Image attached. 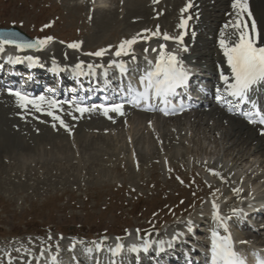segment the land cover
I'll list each match as a JSON object with an SVG mask.
<instances>
[{
    "label": "rangeland",
    "instance_id": "374dc122",
    "mask_svg": "<svg viewBox=\"0 0 264 264\" xmlns=\"http://www.w3.org/2000/svg\"><path fill=\"white\" fill-rule=\"evenodd\" d=\"M118 2H121L120 7H116ZM213 2L217 1L211 0L210 8L206 5L208 10L204 13V17L210 21ZM132 4L131 0H0V28L15 26L38 40L52 37L46 44V54L41 53L42 58L48 54L55 57L53 52L56 50L59 52L57 55H60V50L65 51L60 45L62 41L78 43L86 51H92L100 46L119 45L123 37L139 32L142 25L148 22L153 14H149L150 10L146 16L143 11L135 10L136 7L143 10V5L148 7V1L138 0ZM172 6V2L165 1L154 13L155 18L160 17L154 18L156 24L150 27L157 31L159 26L160 35L169 32L167 26L173 24L171 17L174 18L182 8L181 0H175L174 9L169 12ZM162 12L169 15L164 16ZM222 12L214 13L217 22L222 19ZM138 16L143 22L142 27L131 23ZM100 17L109 19L108 23L105 22L107 26H98ZM220 24L215 23V32ZM209 38V34L206 35L203 44L211 49L207 44ZM139 40L143 39L138 38L136 45ZM77 49L80 51V48ZM137 49H141V46ZM199 50L200 53L206 51ZM195 54L190 53L192 56ZM57 58L60 59L59 56ZM202 60L208 65L209 62ZM125 114L126 120H135V116L142 115L167 123L162 125L165 128L163 135L146 134L143 126L119 125L118 117L113 118L114 125L105 124L113 125L112 128H99V125H103L101 118L97 116L100 120L95 123L91 119L96 115L89 118L92 128L81 134L85 138L81 136L77 144L74 136H69L71 140L68 139V145L65 144L62 152L59 143L58 146L42 144L37 147L26 140L21 142L30 146L31 150L25 151L20 148L21 143H16L19 139L8 141L0 135V242L20 243L21 246L36 242L30 248L33 253H39L37 250L43 248H53L58 256L65 258L67 242L75 247L88 246L97 238L112 242L116 237L135 234L137 230L165 234L179 229L185 216L190 217L192 223L204 221L205 214L209 213L206 207L208 202L215 201L224 211L240 209L246 203L247 196L243 197L244 200L231 198L234 194L226 197L229 193L227 184L251 192L252 187L248 186L257 176L259 181L254 184L253 193L254 196L264 197V158L259 152H253L254 142L247 145L238 140L239 143H236L237 136L231 134L229 128L221 126L222 122H218L217 118L207 124V119L195 121V115L164 120L143 114L133 116L130 111ZM183 119L191 121L177 135L171 123L179 121L183 124ZM171 145L179 148V154L172 150L167 152ZM66 149L69 155L63 153ZM148 155L150 157L147 158ZM17 157H22L23 162L18 163ZM162 159L167 161L166 165ZM209 170L220 175H213ZM15 172L16 178L13 177ZM209 185L217 186L211 195ZM207 219H214L213 215L210 214ZM205 225L201 223L195 228L202 232ZM156 227L158 232L155 231ZM219 229L223 235L222 228ZM240 232L242 235L248 234L245 229ZM247 237L251 246L256 248L251 237ZM199 239L207 241L204 236ZM239 241L237 244L241 250L243 248ZM3 252L4 249H0V261L9 259L7 256L4 258ZM32 252L29 259L33 256Z\"/></svg>",
    "mask_w": 264,
    "mask_h": 264
},
{
    "label": "snow or ice",
    "instance_id": "6c2138e0",
    "mask_svg": "<svg viewBox=\"0 0 264 264\" xmlns=\"http://www.w3.org/2000/svg\"><path fill=\"white\" fill-rule=\"evenodd\" d=\"M158 2V0H157ZM192 6L191 2L181 11H187L188 8ZM233 9H238L236 15L237 19L234 25H231L234 28L232 35H235L237 39L234 42H227L224 37V33H221L222 38L219 40L220 48L223 51L224 56L227 59V64L231 69V82H229V77L221 73L220 79L226 85V90L229 96H231L239 104L251 103L252 108H256L255 102L251 101L250 93L252 90L260 84H264V46L258 45L259 33L257 32L256 22L252 20L251 26L249 28L248 23L241 22L243 14L247 13L248 18L251 19V12L248 9V0H232ZM188 19H191L189 17ZM187 24V20L181 19L180 28H184ZM48 25H45L47 27ZM230 25H225V28ZM150 30L145 29L143 32H149ZM184 32H181L178 37H170L167 33L163 34V40L168 41L170 39L176 40L179 43H182ZM160 35L159 26H157V31L152 32L151 36ZM15 33H7L3 38H0V51H3L4 44H16L14 39ZM139 39L147 40L149 37L144 36L143 33H138L136 36H133L131 39H126L120 42L114 55L120 57L121 55H128L131 52L132 45L136 44ZM52 37H46L44 39L36 40L33 43H24L23 45L17 44V47H28V48H42L45 46ZM70 48H79L78 43H71L68 45ZM187 50L186 48L184 49ZM148 51V49H145ZM152 51H157V49H152ZM106 52V49H100L91 55L97 57L103 56ZM31 60V58H29ZM135 59V57H133ZM18 58H17V61ZM151 64V62H149ZM115 66L123 74L126 72V67L122 63H110L109 67ZM82 64L78 63L75 65L74 71H77V74H84L82 72ZM88 74H93L95 68L103 67L102 65H91L88 66ZM188 81V72L183 68L182 61L172 52L166 51L165 44L159 45V55L156 57L154 65L151 69L146 72L145 75L140 78V85L143 88V91L137 92L132 100L129 103L133 105H139L141 102L151 103L156 101L158 104H163L166 107L160 109L164 111L165 114H168V107L172 104V101L169 99L172 97L178 88L186 86ZM11 95L17 97V100L20 104V107H26L31 104L36 111H42L41 104L47 103L50 109H55L59 104L64 102H58L51 98H46L44 96L29 98L21 92H11ZM217 99L220 100L221 97L217 96ZM69 106L72 107V103L68 102ZM98 108L102 109L105 116L110 112L123 114V104H111V105H100L93 106L88 108L79 103L75 104V110L81 113V115L88 111H93ZM182 107V106H181ZM175 109L173 108V111ZM47 115L51 116L54 120H59L62 127L67 128L64 124V121L60 119L59 116L55 115L53 111H48ZM246 117H250L252 113H244ZM255 117L257 119H249V123H259L264 125V114L259 111L255 112ZM55 127V125H54ZM261 134L264 135V128L261 129ZM171 171V169H169ZM213 175L219 176L220 174L214 170H209ZM179 180V177H177ZM223 179V178H221ZM183 183V181H181ZM211 187V185H209ZM183 203V201H181ZM218 205L215 201H212L213 209V218L217 221V227L222 228L225 233H229L227 220L230 217H223L219 214ZM233 215H238L241 210L232 209ZM193 231V224L191 221L187 222V232L191 233ZM139 234V230H137ZM184 233H176L172 236L171 240L168 241V245L171 246L172 243L182 237ZM210 262L209 264H247L246 259L242 257L234 248V241L231 234L221 235V233L215 229L211 231L210 235ZM165 241H158L159 245H163ZM240 243H247L246 241H240ZM99 249L100 245L96 246ZM123 245L117 244L115 249H110L113 255L117 254ZM150 244L147 241L144 244V251L147 252ZM132 251H137L135 247L131 249ZM20 251V249H16ZM88 251H91L89 249ZM38 259V258H37ZM55 257L52 258L53 264L55 262ZM11 261V257H9ZM255 264H264V258L257 257Z\"/></svg>",
    "mask_w": 264,
    "mask_h": 264
},
{
    "label": "bare ground",
    "instance_id": "6f19581e",
    "mask_svg": "<svg viewBox=\"0 0 264 264\" xmlns=\"http://www.w3.org/2000/svg\"><path fill=\"white\" fill-rule=\"evenodd\" d=\"M128 1H130V0H128ZM137 1L138 0H133V1L131 0V2L133 4L134 3L136 4ZM142 1H144V0H142ZM215 1H217V2H213L212 3V4H214V3L215 4L212 6V9H211L212 14H210V18H212L211 22H214V23L217 22V19H216L217 15H214V13H216L218 11L221 12L222 9H224V4L227 2V0H215ZM230 1L232 2V0H230ZM210 2H211V0H195L193 2L192 11H186L185 15H186V17L191 15L192 18L196 19L195 15H193V12H195L196 15L202 16V18L200 19L201 22H197L196 20H193L191 23L187 24L184 28H182V29H184L183 32H186V33L195 32L197 28H199L200 26L202 27L203 25L206 24V22H207L206 20L207 19L204 17V13H206ZM206 5H208V7ZM143 7H144L143 10H141V8L139 9V7H136L135 10L143 11L145 13V16H146L147 12L150 9H149V6L147 7V6L143 5ZM248 9L251 12V19L248 18L247 13H245V15L247 17V23L249 25V28L251 26L252 20H255L256 27H257V32L260 34L259 35V39H258V45L264 46V0H248ZM225 11L227 12L226 13L227 15L226 16L222 15L221 24L218 27V29L216 30L217 37H216L215 45H214L216 52L214 50L208 48L207 45H205L204 49L206 51H204L202 54L200 53L195 58V60L198 61V62L203 61L202 59H204L206 62H209L210 63L209 65H211V71L213 73H215L217 71V68H223V69L225 68L226 58L223 57L224 54H223V51H222V49L220 48V45H219V40L222 38L221 33L222 32L224 33V37L223 38H225L227 42H234L237 39V37L235 35H232V33L234 32V28L231 26V25H234L235 22H236V19H237L236 11L231 9V6L227 7V9H225L224 12ZM121 17H123V16H121ZM144 20L146 21L147 19H144ZM108 21H109V19H103V17H100L99 18V22L97 21L98 22V26L99 27L101 25L107 26V24H105V22L108 23ZM113 21H114V19H113ZM94 24H96V22ZM225 25H230V26L225 28ZM188 37H189V35H187V38ZM218 38H220V39L217 40ZM187 40H189V38L185 39L184 42H187ZM116 44H117V42H116ZM106 46H107L106 47V51H107L110 45H106ZM97 49L98 50L105 49V46H100ZM97 49L95 48L94 50H92V52L96 51ZM83 50H85V49H83ZM57 52L58 51L56 50L55 51L56 55L58 54ZM87 52H89V51L87 50ZM215 53L217 55L219 54L220 58L218 56V57H215V59H212V56ZM200 58H202V59H200ZM213 60H214V63H212ZM218 64H220V67H219ZM103 67H105V66H103ZM103 67H101V68H103ZM1 97H2V99L0 100V102H5V104H2V103H0V104L5 105V106L0 105V135L5 137L6 140H8V141L10 139L13 140V141L19 139V141L16 142V143H18L19 145L21 143V145H20L21 147L20 148H22V150H25V151H30L31 150L30 146L25 145V143L23 144V142L26 140L27 142L28 141L29 142L32 141V143H34V145L37 146V147L39 145H42V144H43V146L45 144L51 145V146H53V145L56 146L57 143H59L61 145L59 148H60V150L62 152L64 150L63 148H66V145H68L67 142H68V139H70L69 136L73 135L74 138L76 139L75 141L78 144L80 142L79 138H81V136H82L81 134L84 135L86 133L87 129L90 130V128H92V123H89V121H90L89 118L92 117V115H96L95 117L91 118V119H93L92 122H94V123L96 122V120H100L99 117L100 118L103 117V116L100 115V113H98L97 109L93 110V111L85 112V113H83L81 115V113H79L78 111L75 110L74 106L70 107L69 105H67L65 103L59 104L58 107L55 108V109H50L48 107L47 103H43V104L40 105L42 111L38 112V111L35 110V108L32 107L31 104L27 105V107L24 108V109L22 107H20V104L16 103L14 100H12V99H16L17 100V97L14 96V95H4V96H1ZM63 104H65V105H63ZM87 107L91 108V106H87ZM48 111H53L55 115L59 116L60 119H62L64 121V124L67 126V128L62 127L60 125V121L59 120H54L51 116L47 115L46 113ZM97 116H99V117H97ZM194 117L195 118H193V119L195 121L199 119L200 120L199 122L207 119L206 120L207 124L209 122L212 123V121L215 118H217L218 122H220V123L222 122L221 126H223V125L226 126V123H227V126H228L229 131L231 132V134H234L235 136H237L236 137L237 140H235L236 143H239L238 140L241 141V143L247 144V145H249L250 142H254V150H253V152H259V154H261V157L264 158V139H262L261 137L258 138L256 136V133L254 131H252L249 127H247L243 122H241V121H239L237 119H234V118L225 117L224 113L221 112L218 109H212V110H210L208 112H204V113H197V114H195ZM134 118H135V120H132L131 118H129V120H126L124 125L127 126V124H128L131 127L143 126L144 127L143 129H145L146 134L147 133H149V134L155 133V134H158V135L162 134V132L165 129L164 127H162V125L167 124L165 122L163 124L162 122H160L159 119H153L154 117L148 119V118H146V117H144L142 115H137ZM190 121L191 120L183 119V124H181L179 121L171 123V126H172L173 130L176 132L175 134L178 135L187 126H189V122ZM199 122H197V123H199ZM54 125H55V127H54ZM168 125H170V123ZM171 126L169 127L170 129H171ZM151 131H154V132H151ZM167 136H169V135H167ZM82 137L85 138L84 136H82ZM21 141H23V142H21ZM85 141H86V139H85ZM169 150H172L173 153H178L179 148L178 147H176V148L174 147L173 148V146L171 145L170 148L168 147V151L166 149L167 152H169ZM13 152H15V151H13ZM63 153H67L69 155V150L66 149ZM170 153H172V152H170ZM67 154H65V155H67ZM144 154H146V153H144ZM20 155H22V154H20ZM46 155H47V153H46ZM120 155H121V153H120ZM25 156H26V154L23 157L24 159H25ZM148 157H150V156L148 155L147 158ZM17 158H18L17 159L18 163L23 162V160H22L23 158L22 157H17ZM131 160H132V156H131V151H130V161ZM13 177H15V178L18 177L16 175V172L13 175ZM216 187H217L216 185H213V186L209 187V191L211 192V194L215 193ZM239 189H241V187L238 188L237 185L229 184L228 187H227V190H228L229 193L226 194V197H231L230 195L234 194V196L236 198L237 197L243 198V197H246V196H248L250 194V190L249 189L247 191L239 190ZM11 191H13V190H11ZM9 192H10V190H9ZM258 201H260V200H258ZM216 204L218 205V203H216ZM206 207H207V210L209 211V213L213 215L212 202L206 203ZM192 224L194 225L195 223H192ZM238 225H239V223H238ZM195 227L196 226L193 227L192 233L196 232V228ZM228 229H229V233L234 237L233 241H234L235 250L242 257H244L246 259L247 264H250L249 263L250 261H249L248 257L252 253L251 250L252 251H257L256 250L257 248H254L253 246H251L249 238L247 237V235H244V234L242 235V232L236 230V229H239V227H236L235 230L232 227H230V228L228 227ZM184 230H185V232H181V233L187 234L188 233L187 232V227H185ZM229 233H225L223 231V235H227ZM238 234H240V235L238 236ZM169 235H171V234H169ZM234 235H236V237ZM132 240L133 239L131 237L125 239L126 245H130V246L133 245V243H131ZM239 240H245L247 242V243H244V244L241 243L242 248H243L241 250L239 249V244H237V242H236V241H239ZM12 243H14V242H12ZM35 243H31V242H30V244H28V243L27 244L26 243L22 244L21 243L22 246L20 244L12 245L10 243V244H8L9 246H15V247L17 246V247H21V249H20L19 252L16 251V250L8 249L9 250L8 254L10 253V256H15V257H18V258L29 259V257L31 256V252H32V251H30V248H31L32 245L33 246L36 245ZM34 249L36 250L35 247H34ZM37 252H39V251L37 250ZM125 254H126V252H125ZM6 264H13V263L12 262H10V263L7 262Z\"/></svg>",
    "mask_w": 264,
    "mask_h": 264
},
{
    "label": "water",
    "instance_id": "95a60500",
    "mask_svg": "<svg viewBox=\"0 0 264 264\" xmlns=\"http://www.w3.org/2000/svg\"><path fill=\"white\" fill-rule=\"evenodd\" d=\"M7 33H15L14 39L16 40V44L23 45L26 42L27 43H33L28 38H26V36L24 34H22L20 31L14 29V28L10 29V30L0 31V38H3L4 35ZM25 48H28V47H25ZM30 49L36 50L37 48H30Z\"/></svg>",
    "mask_w": 264,
    "mask_h": 264
}]
</instances>
